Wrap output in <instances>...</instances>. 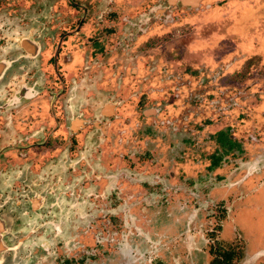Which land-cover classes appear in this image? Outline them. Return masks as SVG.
Masks as SVG:
<instances>
[{"label": "flooded vegetation", "instance_id": "1", "mask_svg": "<svg viewBox=\"0 0 264 264\" xmlns=\"http://www.w3.org/2000/svg\"><path fill=\"white\" fill-rule=\"evenodd\" d=\"M101 1L106 6H98ZM164 1L166 6L139 10L131 0H91L88 6L74 0L64 9H42L47 17L39 25L18 24L25 29L36 26L33 36L0 39V48H8L7 57L0 58V191L10 193L0 206V264H45L50 255L51 264H74V247L65 252L71 258H63L69 242H64L56 216L46 214L47 206L54 203L48 198L54 196L55 201L57 195L70 191L74 201V192L80 197L89 189L111 190L114 182L102 183L105 175L90 177L98 169L109 173L110 142L122 145L119 162L125 166L127 142L137 144L132 129L146 126L151 132L167 126L175 131L180 116L183 122L184 112L174 114L176 96L177 101L187 94L200 114L206 110L208 116L229 113L243 124L237 89L217 85L221 67L202 64L197 73L203 75H198L192 96L184 89L190 79L183 69L170 66L173 61L156 52L158 41L153 36L158 27L169 35L178 26L208 28L217 12L204 14L212 9L203 5L206 0ZM196 11L202 17L193 18L192 23L189 18ZM67 13L72 16H64ZM208 80L209 85L216 83L213 88ZM164 96L169 97L166 109L161 107ZM116 100L126 102L124 107ZM145 101V105L159 106L143 110ZM145 117L154 120L143 125ZM233 131L217 130L212 142L226 153L244 151L248 144ZM210 158V168H216L221 160L218 151ZM120 176L126 178V174ZM9 201L13 210L6 216ZM97 218L101 221L102 216ZM210 251V264H231L237 258L233 247L222 250L217 244Z\"/></svg>", "mask_w": 264, "mask_h": 264}, {"label": "rangeland", "instance_id": "2", "mask_svg": "<svg viewBox=\"0 0 264 264\" xmlns=\"http://www.w3.org/2000/svg\"><path fill=\"white\" fill-rule=\"evenodd\" d=\"M89 1L79 0L86 6ZM131 1L139 10L166 6L164 0ZM73 2L0 0V39L33 36L36 26L25 29L18 24L39 25L47 17L42 9H64ZM102 2L98 6H106ZM203 5L212 8L205 15L217 12L212 24L208 28L196 25L192 31L178 26L172 35L158 27L153 36L158 41L156 52L173 61L170 66L183 69L190 79L184 89L192 96L198 75H203L197 73L198 68L202 64L221 67L217 85L237 89L238 111L245 115L243 124L241 118L229 113L208 116L206 110L200 114L199 106L189 103L184 93L177 101L175 97L174 114L184 112V120L179 117L175 131L167 126H157L151 132L146 126L131 130L137 144L127 142L125 166L119 162L122 145L110 142L106 158L109 173L98 169L90 177L105 175L102 183L114 182L111 190L89 189L80 197L74 192V201L70 191L64 192L66 196L55 195V201L54 196L48 198L54 203L47 206L46 214L56 216L63 240L69 242L63 248V258L69 260L71 255L65 252L74 247V264H210V250L217 244L222 250L233 247L237 258L231 264H264V0H206ZM201 14L196 11L189 20L193 23ZM7 52V46L0 48V58H6ZM208 74L207 70L205 76ZM206 82L211 88L216 84ZM164 98L162 109L169 100ZM126 102L116 100L122 107ZM145 104L147 101L143 110L159 106ZM152 120L143 118V125ZM185 125L189 126V136ZM228 128L248 144L244 151L226 153L212 142L217 130ZM216 151L220 164L210 168V156ZM249 181L251 186L246 185ZM9 195V191H0V197H5L0 206ZM7 208L6 216H10V201ZM98 216H102L101 221H97ZM46 258L44 263L51 264L53 257Z\"/></svg>", "mask_w": 264, "mask_h": 264}]
</instances>
